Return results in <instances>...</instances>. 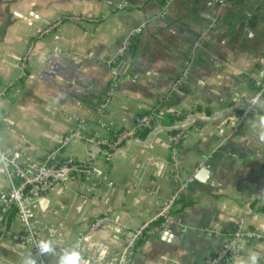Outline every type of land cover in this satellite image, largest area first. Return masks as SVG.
<instances>
[{
    "label": "crops",
    "instance_id": "1",
    "mask_svg": "<svg viewBox=\"0 0 264 264\" xmlns=\"http://www.w3.org/2000/svg\"><path fill=\"white\" fill-rule=\"evenodd\" d=\"M141 24L115 63L123 38ZM189 58V74L173 86ZM262 80L264 0H0V149L7 155L41 162L81 120L87 129L59 159L83 161L91 137L108 142L148 112L159 124L109 156L100 146L98 180L71 182L40 199V236L54 249L44 263L78 243V264H111L132 229L177 193L167 140L192 115L177 163L193 181L172 215L189 230L171 225L160 236L144 235L130 264H204L239 222L256 236L239 242L230 264H251L253 255L264 264V105L243 115L240 102ZM201 164L209 172L204 181L195 178ZM8 186L0 164V189ZM98 217L113 225L89 233ZM21 235L11 212L0 264H38Z\"/></svg>",
    "mask_w": 264,
    "mask_h": 264
},
{
    "label": "built area",
    "instance_id": "2",
    "mask_svg": "<svg viewBox=\"0 0 264 264\" xmlns=\"http://www.w3.org/2000/svg\"><path fill=\"white\" fill-rule=\"evenodd\" d=\"M143 29L144 25L141 24L137 28L131 30L123 38L115 54V63H118L125 55L128 54L131 50L134 39L141 34ZM191 62V58L185 62L181 74L176 79L173 86L180 84L189 74ZM255 86V96L250 99L240 101L242 102L241 106L243 115L252 113L258 107H262L264 105V80L257 81ZM1 95L4 94L2 93L0 96ZM104 107L105 103H100L96 109L98 112H101ZM191 116L192 115H188L182 119L178 123L175 132L170 134L167 140L171 151V178L178 183L177 193L169 199L157 203L156 213L150 221L142 223L132 229L122 247L113 255L111 264H130L134 252L144 235L152 234L160 236L162 229L171 225H175L182 232H187L189 230L187 226L183 225L178 216L173 217L172 215L177 198L188 189L189 185L193 181L191 176L184 178L181 177L177 163L179 147L183 143ZM76 122V130L72 133V135L69 136L68 139L61 142V144L54 151L47 154L45 159L41 162H28L21 164L18 161L19 153L7 155L0 149V164L3 167L4 175L9 184L8 189H0V233L6 217L11 212L14 213L22 228L20 244L23 248L28 249L29 253L38 264H45V254H40L37 248V243L42 241L40 229L45 228V226L35 217L40 199L47 196L53 188H64L71 182H90L94 179L98 180V174L95 169V157L99 152H101L99 148L100 146L108 148V150L102 151L101 153L105 156H109V152H115L119 148L129 145L131 142L137 141L138 134L142 130L147 129L151 131L155 130L159 126L151 112L143 113L136 117L135 123L131 129L114 131L112 133L111 140L108 142L96 141L94 137L87 139L86 141L90 143V151L83 161L60 160L59 152L64 148L65 144L68 141L70 142L73 138H81L82 132L87 129L86 122L81 120H76ZM204 159L207 160V157H204ZM201 167H203V164L200 165V168ZM92 186L95 188L97 186V182L93 183ZM107 225H113V222L109 218H95L88 225L89 233ZM255 236L254 232L244 228L242 222L237 223L235 228L221 243L218 252L214 256L206 259L204 264H230L237 257L239 242L246 238H253ZM73 251L79 252L80 254V245L78 243L67 251H58L56 254L55 264H58L62 255H70ZM89 263L92 264L93 262L89 261Z\"/></svg>",
    "mask_w": 264,
    "mask_h": 264
},
{
    "label": "clouds",
    "instance_id": "3",
    "mask_svg": "<svg viewBox=\"0 0 264 264\" xmlns=\"http://www.w3.org/2000/svg\"><path fill=\"white\" fill-rule=\"evenodd\" d=\"M37 248L40 254H46L53 252L54 249L50 241H40L37 243ZM81 260L79 252L73 251L70 255L64 254L60 257L58 264H78ZM251 264H257V257L253 255L250 257ZM31 264H35V261H32Z\"/></svg>",
    "mask_w": 264,
    "mask_h": 264
},
{
    "label": "water",
    "instance_id": "4",
    "mask_svg": "<svg viewBox=\"0 0 264 264\" xmlns=\"http://www.w3.org/2000/svg\"><path fill=\"white\" fill-rule=\"evenodd\" d=\"M208 173L209 172L207 170L201 168V169H199V171H197L195 178L200 180V181H204L207 178Z\"/></svg>",
    "mask_w": 264,
    "mask_h": 264
},
{
    "label": "trees",
    "instance_id": "5",
    "mask_svg": "<svg viewBox=\"0 0 264 264\" xmlns=\"http://www.w3.org/2000/svg\"><path fill=\"white\" fill-rule=\"evenodd\" d=\"M178 118H181V117H178ZM184 118V117H183ZM145 132H149V130H147V129H145V130H142L141 132H140V134H145ZM139 135V134H138Z\"/></svg>",
    "mask_w": 264,
    "mask_h": 264
},
{
    "label": "rangeland",
    "instance_id": "6",
    "mask_svg": "<svg viewBox=\"0 0 264 264\" xmlns=\"http://www.w3.org/2000/svg\"><path fill=\"white\" fill-rule=\"evenodd\" d=\"M126 76H129V75L127 74ZM116 80H117V78H116Z\"/></svg>",
    "mask_w": 264,
    "mask_h": 264
}]
</instances>
